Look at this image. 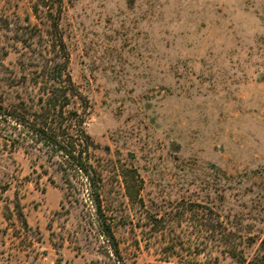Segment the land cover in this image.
<instances>
[{
	"label": "rangeland",
	"instance_id": "374dc122",
	"mask_svg": "<svg viewBox=\"0 0 264 264\" xmlns=\"http://www.w3.org/2000/svg\"><path fill=\"white\" fill-rule=\"evenodd\" d=\"M34 4L0 0V97L36 107L49 79L47 22ZM63 5L67 69L87 100L77 108L125 264H247L217 243L197 210L220 213L235 253L257 251L264 0ZM57 159L21 125L0 119V264H116L95 232L86 179L67 187ZM121 167L137 171L135 200Z\"/></svg>",
	"mask_w": 264,
	"mask_h": 264
},
{
	"label": "trees",
	"instance_id": "16d2710c",
	"mask_svg": "<svg viewBox=\"0 0 264 264\" xmlns=\"http://www.w3.org/2000/svg\"><path fill=\"white\" fill-rule=\"evenodd\" d=\"M35 14L42 12L47 22V41L42 52L46 53L44 74L49 79L46 87L44 104L29 105L26 100L16 98L6 102L0 97V119L11 120L21 125L28 134H32L37 141H41L58 156L59 169L65 176L64 183L70 187L78 181L79 175L86 179L88 196L93 203L95 219V232L103 237L102 247L114 257L116 264H125L121 255L120 242L117 238L118 225L112 214L109 213L103 199V191L99 182L102 180L101 171L93 164V150L95 145L92 137L84 127V116L79 112L78 106H87V100L76 88L68 73L69 49L66 43L65 28L62 26L64 15L63 0H34ZM42 38L44 37L41 35ZM41 52V53H42ZM43 98L40 97V100ZM38 106V107H37ZM119 175L124 184L127 197L130 200L138 198L140 187L137 184L138 174L134 168L121 167ZM212 212L207 207L197 210L202 225L218 244L224 243V248H231L229 255L239 257L241 262L247 264H264V231L255 235L254 243L258 244L257 251L246 254H237L229 242L230 229L220 213ZM208 221L210 224L203 222ZM98 261L90 264H98ZM55 264H60L59 260Z\"/></svg>",
	"mask_w": 264,
	"mask_h": 264
}]
</instances>
